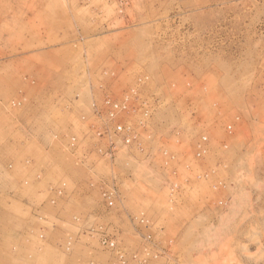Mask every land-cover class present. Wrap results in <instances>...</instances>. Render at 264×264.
Wrapping results in <instances>:
<instances>
[{"label": "rangeland", "instance_id": "1", "mask_svg": "<svg viewBox=\"0 0 264 264\" xmlns=\"http://www.w3.org/2000/svg\"><path fill=\"white\" fill-rule=\"evenodd\" d=\"M0 264H264V0H0Z\"/></svg>", "mask_w": 264, "mask_h": 264}, {"label": "bare ground", "instance_id": "2", "mask_svg": "<svg viewBox=\"0 0 264 264\" xmlns=\"http://www.w3.org/2000/svg\"><path fill=\"white\" fill-rule=\"evenodd\" d=\"M225 110V109H224ZM257 144V143H256ZM250 146V145H249ZM259 209V208H258Z\"/></svg>", "mask_w": 264, "mask_h": 264}]
</instances>
